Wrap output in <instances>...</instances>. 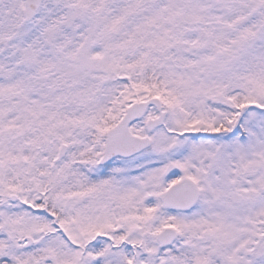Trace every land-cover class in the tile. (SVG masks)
<instances>
[{
    "label": "snow or ice",
    "instance_id": "6c2138e0",
    "mask_svg": "<svg viewBox=\"0 0 264 264\" xmlns=\"http://www.w3.org/2000/svg\"><path fill=\"white\" fill-rule=\"evenodd\" d=\"M0 264H264V0H0Z\"/></svg>",
    "mask_w": 264,
    "mask_h": 264
}]
</instances>
